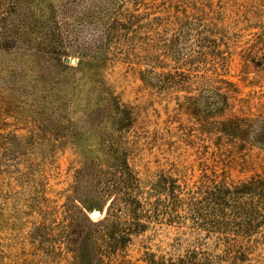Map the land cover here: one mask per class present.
<instances>
[{
  "label": "rangeland",
  "instance_id": "rangeland-1",
  "mask_svg": "<svg viewBox=\"0 0 264 264\" xmlns=\"http://www.w3.org/2000/svg\"><path fill=\"white\" fill-rule=\"evenodd\" d=\"M262 46L264 0H0V264H264Z\"/></svg>",
  "mask_w": 264,
  "mask_h": 264
},
{
  "label": "trees",
  "instance_id": "trees-1",
  "mask_svg": "<svg viewBox=\"0 0 264 264\" xmlns=\"http://www.w3.org/2000/svg\"><path fill=\"white\" fill-rule=\"evenodd\" d=\"M261 40V37L258 38V41ZM254 47L256 45H253ZM249 61L252 62L254 65L261 67L264 69V46L260 48H255L253 50L251 57H249Z\"/></svg>",
  "mask_w": 264,
  "mask_h": 264
}]
</instances>
